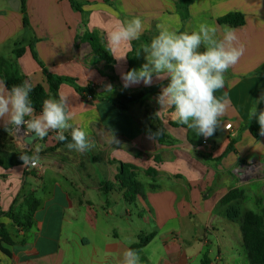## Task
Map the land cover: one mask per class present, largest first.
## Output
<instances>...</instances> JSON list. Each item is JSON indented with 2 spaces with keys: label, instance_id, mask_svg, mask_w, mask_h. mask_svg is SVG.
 Listing matches in <instances>:
<instances>
[{
  "label": "crops",
  "instance_id": "1",
  "mask_svg": "<svg viewBox=\"0 0 264 264\" xmlns=\"http://www.w3.org/2000/svg\"><path fill=\"white\" fill-rule=\"evenodd\" d=\"M76 2L80 11L70 0H0V58L14 61L32 86L47 88L34 50L50 73L74 78L95 92L91 98L68 84L59 87L74 114L71 123L95 143L85 153L66 147L70 131L64 145L50 132L28 147V135L16 136L0 121V131H6L0 134V157L32 156L40 149L34 167L0 165V227L8 237L0 236V264H121L127 248L139 253L141 264H251L241 224L249 211L264 220V135L255 118L248 120L254 101L264 95V0H194L184 23L177 0ZM229 13H241L244 24L217 22ZM134 17L142 20L145 44L165 29L190 33L208 24L218 36L226 25L235 30L245 52L225 73V88L215 93L227 91L231 103L212 137L196 135L173 119L172 109L157 103L167 79L124 88L121 74L129 70L136 40L130 49L113 53L107 35L116 21ZM87 32L111 54V68L104 60L90 63L94 53ZM17 50L22 51L18 57ZM120 56L125 57L115 58ZM139 62L146 63L142 51ZM107 84L113 91H105ZM0 87H5L1 75ZM138 92L143 103L126 112L108 99ZM256 107L264 110V101ZM153 129L173 142L150 139ZM233 191L238 195L223 202ZM31 195L40 205L24 228L4 213L14 208L18 215Z\"/></svg>",
  "mask_w": 264,
  "mask_h": 264
},
{
  "label": "clouds",
  "instance_id": "2",
  "mask_svg": "<svg viewBox=\"0 0 264 264\" xmlns=\"http://www.w3.org/2000/svg\"><path fill=\"white\" fill-rule=\"evenodd\" d=\"M143 30L142 20L134 17L128 21H116L108 32L107 39L114 53L121 48H131V41L138 40ZM203 47V51L200 49ZM146 63L139 69H132L121 74L124 88L143 83L145 86L156 80L169 82L161 88L157 103L162 109H172L173 119L186 125L196 135L205 139L212 137L221 125V117L230 106L227 91L219 97L215 93L225 88V73L236 65L245 52L243 44L238 43L235 30L224 26L222 36L217 29L208 24H201L198 30L190 33L161 30L150 44L142 46ZM140 52L137 53L139 55ZM125 56L115 57L117 60ZM32 84L24 81L10 90L0 87V121L6 131L12 126L17 131L24 128L25 135L35 134L38 139L55 133V139L64 142L70 131L71 142L66 144L69 150L85 153L95 147L85 130L74 127L71 121L73 112L66 97L44 100L42 110L35 114L30 99ZM105 91H113L111 84L105 85ZM264 101L261 95L248 113V120L255 118L260 126V135H264V110L257 112L256 105ZM156 134H150L154 139ZM112 143H118L114 136ZM37 148L34 155H20L23 165L34 167L39 161ZM121 264H141L139 253L132 248L123 252Z\"/></svg>",
  "mask_w": 264,
  "mask_h": 264
},
{
  "label": "trees",
  "instance_id": "3",
  "mask_svg": "<svg viewBox=\"0 0 264 264\" xmlns=\"http://www.w3.org/2000/svg\"><path fill=\"white\" fill-rule=\"evenodd\" d=\"M193 1L194 0H177L178 13L181 16L183 23L189 18V6ZM70 2L76 10H81L80 5L76 2V0H70ZM217 22L221 25L227 24L236 27L244 24V16L241 13H229L219 18ZM24 25H28L26 17L24 18ZM180 33H184L183 28L181 29ZM85 37L89 41L94 53V56L91 59L90 63L94 65L99 60H104L106 61L107 66L111 68V65L114 63V59L108 52L104 44L100 41V38L96 34L91 32L85 33ZM147 38L148 36L143 35L138 40L132 42V50L128 54L129 70L135 68L138 69L142 66L141 62H139V56L141 53L140 50L141 47L147 42ZM138 52H140L139 55H137ZM21 53V50H17L15 51V56L18 57ZM32 54L33 57L41 65L43 73L45 75V82L47 84V88L40 84L37 86H33L32 88V91L30 93V99L35 112H41L44 100L50 97H60L59 87L62 84H68L72 86L79 94H85L87 97L94 98L95 92L90 85L83 87L79 85L78 81L74 78L67 76H57L50 73L47 68L40 62L34 50H32ZM0 75L5 88L8 90H10L12 86L20 85L25 81V77L18 72L15 62L6 58H0ZM110 79H112V77H110ZM144 98V94L138 92L118 93L115 98L108 99H110L114 103V105L119 111L126 112L132 105L143 103ZM148 132L150 134L158 133L155 136V139L160 144H170L173 142L167 137V135L157 129L148 130ZM4 133H6V131H0V134ZM253 133L256 137L258 136L256 132L253 131ZM68 140L69 137L64 142L59 141L58 144L64 145L67 143ZM24 154L30 156L29 152H24L23 154L3 153L0 157L1 167L7 169L9 167L23 164L22 160L20 159V155ZM1 177L2 176L0 175V181ZM237 195L238 192L233 191L227 196H225L223 202H228L231 199L235 198ZM39 203V200L35 196L31 195L25 200L23 208L19 210L18 215H15L13 213L14 208H12L10 212L4 213V215L15 220V222L19 223L22 227L28 228L32 224V217L36 209L39 207ZM241 230L243 233V242L248 252L251 264H264V220L262 215L251 211L247 212L242 219ZM6 235L7 234L5 229L3 227H0L1 238L8 240V237ZM150 238L151 236L142 239L140 244L137 246H142Z\"/></svg>",
  "mask_w": 264,
  "mask_h": 264
},
{
  "label": "water",
  "instance_id": "4",
  "mask_svg": "<svg viewBox=\"0 0 264 264\" xmlns=\"http://www.w3.org/2000/svg\"><path fill=\"white\" fill-rule=\"evenodd\" d=\"M37 139H38V137H36L35 134L33 133V134H31V135H28V136L25 138V142L27 143L28 147H30V146L33 144V142H34L35 140H37Z\"/></svg>",
  "mask_w": 264,
  "mask_h": 264
},
{
  "label": "built area",
  "instance_id": "5",
  "mask_svg": "<svg viewBox=\"0 0 264 264\" xmlns=\"http://www.w3.org/2000/svg\"><path fill=\"white\" fill-rule=\"evenodd\" d=\"M231 128H232V125L229 124V125L227 126V129H231ZM13 132L16 133V134H20V135H21V134L24 133V128L22 127L20 131H17V130L14 129Z\"/></svg>",
  "mask_w": 264,
  "mask_h": 264
},
{
  "label": "rangeland",
  "instance_id": "6",
  "mask_svg": "<svg viewBox=\"0 0 264 264\" xmlns=\"http://www.w3.org/2000/svg\"><path fill=\"white\" fill-rule=\"evenodd\" d=\"M15 134V133H14ZM17 136V134H15Z\"/></svg>",
  "mask_w": 264,
  "mask_h": 264
}]
</instances>
